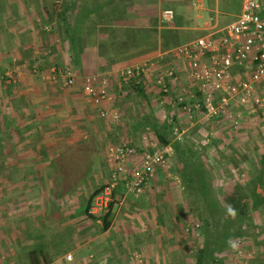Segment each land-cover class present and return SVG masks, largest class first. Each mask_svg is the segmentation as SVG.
Instances as JSON below:
<instances>
[{"label": "crops", "instance_id": "crops-1", "mask_svg": "<svg viewBox=\"0 0 264 264\" xmlns=\"http://www.w3.org/2000/svg\"><path fill=\"white\" fill-rule=\"evenodd\" d=\"M241 11L242 0H0V62H6L17 79L29 76L37 79L33 85L26 79V86L17 88V95H24L32 109L14 125L24 127L23 137L16 144L28 143L23 156L32 157V163L27 167L36 174H62L58 169L74 166L72 161L77 157L85 161L86 170H81L84 177L93 166L94 155L85 150L89 142L88 126H93L94 121L106 125L115 122L102 117L100 112L115 111L128 116L122 108H127V101L137 94L129 87L141 83L142 91L138 94L149 98L153 96L152 86L163 92L157 84L159 78L170 89L174 88L171 92L176 93L175 88L181 87V92L190 93L184 58L175 49L197 38L221 36ZM67 66L77 74L74 85L64 86L61 79L51 80L53 72ZM169 70L173 71L174 78L165 76ZM86 76H94L97 83L105 78L110 99L101 104L88 101L82 92V79ZM128 109L127 113L133 117L129 114L131 121L126 120L134 123L137 120L134 107L128 106ZM121 119L120 115L119 122ZM122 142L129 143L126 140L119 143ZM114 145L105 146L104 162L108 170L105 183L113 171L107 150ZM131 166L129 163L128 168ZM24 167L15 163L13 172ZM162 170L157 168L155 173ZM67 178L68 175L65 179L60 177L59 190H52L57 198L75 196L74 189L66 183ZM120 191L116 188L114 200ZM28 198L24 207H28L30 215L22 211L12 223L15 240L26 237L24 242H19L24 245L19 247L24 258L19 260L14 247L9 248L11 252L7 254L12 256L8 261L32 264L34 254V264H66L60 260L67 254L62 252V245L68 223L63 222L62 229L59 227L58 221L64 217L56 212L58 208L46 214L35 213L36 199ZM53 218L58 220L56 227H53ZM55 228L63 234L53 244ZM86 229H89L87 225L75 226L77 236L84 237ZM110 231L111 225L105 232ZM1 252L4 254V250ZM78 252L82 253V249Z\"/></svg>", "mask_w": 264, "mask_h": 264}, {"label": "rangeland", "instance_id": "rangeland-1", "mask_svg": "<svg viewBox=\"0 0 264 264\" xmlns=\"http://www.w3.org/2000/svg\"><path fill=\"white\" fill-rule=\"evenodd\" d=\"M10 71L6 62H0V264H13L12 261H8L12 256L7 254L11 252L9 248L13 250L15 247V253H19V247H24L19 242H24L26 237L15 240L16 232L12 230V223L15 216L18 220L17 216L21 215L22 211L30 215L28 207H24L28 197L36 199L35 213L46 214L58 208L56 212L65 220L63 218L60 223L53 218L55 220L53 227H56L57 221L61 229L68 223V228L63 232L67 235L63 238L62 245V252L67 254L65 259L60 260L61 262L194 264L193 254L202 243L197 219V209H201V203L186 187L190 185L191 180L184 182L180 177L178 170L180 164L173 154L168 160V167L155 173L144 185L140 196L136 197L124 189L118 192L110 214L112 223L110 233L102 231L100 219L92 220L83 214L88 195L108 178L104 162L105 146L126 140L132 141L136 150L141 152L145 147L142 135L145 134L147 142L153 141L149 136L150 130L133 129V122H128L133 117L127 113L128 106L134 107L133 114L137 120L144 114L160 119H163L164 115L169 119L170 116H175L176 133L173 132L175 138L183 143V147L185 145V148L189 147L199 153L196 163L205 174L213 196L219 201L222 202L225 195L236 186L245 193L249 192L251 188L249 181L259 172H262V176L257 189L260 195H264V161L261 159L264 155L262 112L237 108L239 117L236 118L238 121L236 125L224 118L207 119L200 113L185 109L193 103L189 93L181 92V87L180 90L178 87L175 88L176 93L171 92L169 90L174 88L170 89L169 85L166 92L168 95L160 94L157 87L152 86L153 96L144 98L137 93L131 101H127V108L122 110L126 112L123 114L128 116L130 114L131 118L119 113L122 117L120 122L118 119L106 125L94 121L93 126H88L89 142L85 146L87 149L83 148V151H91L94 154L93 159H88H92L93 166L91 165L83 177L81 170H86L85 161L82 159L80 161L77 157L73 159L74 166L69 165L67 168L66 183L74 189L75 196L57 198L53 191L59 190L60 177L64 179L63 174L34 173L27 167L32 157L23 156L27 152L28 143L22 141L16 144L23 134L18 136L10 132L12 125H17L32 110L28 107L29 101L24 99L25 96L17 95V88L26 86V79L30 80L32 85L36 84L37 79L31 76L23 80L17 79ZM5 124L9 126L8 129H5ZM18 162L25 167L13 172V165L15 163L17 165ZM120 186L118 185V188ZM244 221L248 230L246 235L232 239L229 246L216 247L220 250L216 257L222 264H264V206L261 207V211L249 213ZM79 224L89 227L82 234L84 237L77 236L75 232V226ZM52 231L53 243L62 232H58L59 228ZM79 248L82 249V253L78 252ZM1 250H4V254ZM16 256L14 254V257ZM22 256L18 254L19 260L24 258Z\"/></svg>", "mask_w": 264, "mask_h": 264}, {"label": "built area", "instance_id": "built-area-1", "mask_svg": "<svg viewBox=\"0 0 264 264\" xmlns=\"http://www.w3.org/2000/svg\"><path fill=\"white\" fill-rule=\"evenodd\" d=\"M175 52L184 58L186 83L193 100L190 107L183 106L185 109L211 120L224 118L235 125L239 117L237 108L258 110L264 116V0H242L241 13L224 28L221 36L197 38L177 47ZM165 76L175 77L171 70ZM50 78L61 79L64 86L78 81L77 74L68 66L53 72ZM157 84L168 92L164 79H157ZM106 86L105 78L100 83L94 76L82 79L83 95L94 104L110 99ZM100 115L112 121L119 119L115 111L103 110ZM173 132L176 133V128ZM141 139L145 142L141 152L126 142L108 148L107 159L113 171L109 182L94 197L89 213L99 215L108 210L118 182L122 189L138 197L157 168L168 167L171 148L159 146L154 140L147 142L145 134Z\"/></svg>", "mask_w": 264, "mask_h": 264}, {"label": "trees", "instance_id": "trees-1", "mask_svg": "<svg viewBox=\"0 0 264 264\" xmlns=\"http://www.w3.org/2000/svg\"><path fill=\"white\" fill-rule=\"evenodd\" d=\"M121 88L123 87L121 86ZM129 88L136 90L138 93V91H142V84L140 83L135 87L130 86ZM160 94L168 95L166 92ZM164 116L163 119H160V117L144 114L133 123V129L135 131L141 129L145 131V129H148L150 130L149 136L151 140H154L159 146H169L177 163L180 164L178 169L180 177L184 182L191 180L190 185H186V187L190 189L201 203V209H197V219L199 221L198 228L201 232L202 243L197 246L193 254L194 264H222V261H219L216 257L217 252L220 251L216 247L220 246L224 248L229 246L232 239L246 235L248 230L244 220L249 213L258 210L261 211V207L264 206V195H260L257 189L258 184L261 183L262 172H259L250 179L249 183L251 188L249 192L245 193L239 186H236L225 195L222 202L219 201L213 196L210 186L206 181L205 174L196 163L199 153L192 151L189 147L185 148V145L183 147V143L175 138L173 133L175 128L174 124L176 123L175 116H170V119L166 115ZM8 127L5 124V129H8ZM23 128L12 125L10 132L16 133L19 136ZM129 144L134 146L132 141ZM261 159L264 161V155H262ZM60 171L65 179L68 170L61 168ZM106 184H102L92 190L86 198L83 209V214L90 219H100L102 231L107 230L111 225L110 214L115 204L114 195L116 189L112 192V198L106 212L94 215L89 213V209L94 197ZM118 189L122 190V187ZM31 259L33 261L32 264H34V254L31 256Z\"/></svg>", "mask_w": 264, "mask_h": 264}]
</instances>
